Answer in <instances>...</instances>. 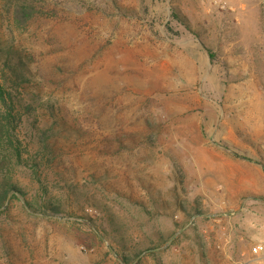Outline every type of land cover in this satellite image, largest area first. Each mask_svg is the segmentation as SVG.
<instances>
[{
    "label": "rangeland",
    "instance_id": "374dc122",
    "mask_svg": "<svg viewBox=\"0 0 264 264\" xmlns=\"http://www.w3.org/2000/svg\"><path fill=\"white\" fill-rule=\"evenodd\" d=\"M54 1L0 0L32 106L0 264H264V0Z\"/></svg>",
    "mask_w": 264,
    "mask_h": 264
},
{
    "label": "trees",
    "instance_id": "16d2710c",
    "mask_svg": "<svg viewBox=\"0 0 264 264\" xmlns=\"http://www.w3.org/2000/svg\"><path fill=\"white\" fill-rule=\"evenodd\" d=\"M53 4L55 6H52ZM59 5L54 0H4L3 10L9 15L12 25L22 27L37 16H57ZM30 63V55L24 54L15 46H8L0 37V171L4 173L7 179L1 187V204L7 201L10 193L21 192V189L12 182L15 166L24 167L29 164L24 160L22 143L17 135V128L21 123L23 111L29 113L32 106L28 104L26 99L17 96L16 93H20L24 89L23 86L28 81L27 77L31 76ZM34 128L39 131L37 138L41 150L49 149L48 130H40L37 126ZM31 166L34 177L39 183H42L39 164L32 163ZM47 208L54 214L62 211L60 206L55 204H48Z\"/></svg>",
    "mask_w": 264,
    "mask_h": 264
},
{
    "label": "built area",
    "instance_id": "2783aa9c",
    "mask_svg": "<svg viewBox=\"0 0 264 264\" xmlns=\"http://www.w3.org/2000/svg\"><path fill=\"white\" fill-rule=\"evenodd\" d=\"M263 250V247L262 246H257L256 248H254V253L258 254L259 251Z\"/></svg>",
    "mask_w": 264,
    "mask_h": 264
}]
</instances>
